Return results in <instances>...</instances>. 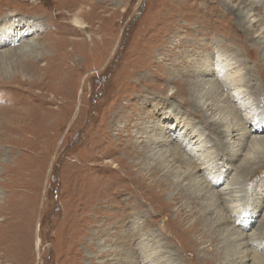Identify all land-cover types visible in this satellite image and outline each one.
<instances>
[{
    "label": "rangeland",
    "instance_id": "1",
    "mask_svg": "<svg viewBox=\"0 0 264 264\" xmlns=\"http://www.w3.org/2000/svg\"><path fill=\"white\" fill-rule=\"evenodd\" d=\"M256 1L0 0V264H145L144 248L156 245L174 264H264V249L239 260L230 235L264 231V145L254 171L240 174L250 138L229 157L219 149L228 135L215 141L187 108L219 94L229 121L251 98L261 120L244 127L264 135V96L227 98L213 86L246 72L250 89L264 88V0ZM245 5L259 19L252 28L239 14ZM220 58L233 69L221 71ZM189 124L221 160L185 179L179 131ZM238 173L255 207L216 224L224 212L219 204L211 214L210 195Z\"/></svg>",
    "mask_w": 264,
    "mask_h": 264
},
{
    "label": "bare ground",
    "instance_id": "2",
    "mask_svg": "<svg viewBox=\"0 0 264 264\" xmlns=\"http://www.w3.org/2000/svg\"><path fill=\"white\" fill-rule=\"evenodd\" d=\"M257 1L259 3L260 0H257ZM251 7H252V5L250 7L246 6V5L242 6V7L240 6V10H239V14L243 18L242 19L243 22L247 23L248 24L247 26H250V28H252V26L254 27L253 22H257L259 20V19L257 20L255 18H253V15L255 13H253V10ZM75 20H77V19L75 18ZM75 23H76V25H75L76 27H79L81 25L78 20L75 21ZM258 36L260 38L264 37V30H260ZM27 45L28 44L22 45L19 48V51L23 52L24 50L28 49V48H26V47H28ZM193 46H195V48H197L198 45L193 44ZM262 58L264 59V53L262 54ZM247 59H248V57H247ZM221 62H222V59L220 58L218 64H220V67H221L220 70L221 71H225L227 69L226 65L229 67V69L232 68V67H230L232 65L229 64L228 62H226V61H224V63H221ZM225 62H226V64H225ZM21 67L23 68V70L26 68L24 66V64H21ZM221 71H219V72H221ZM261 71L262 70L259 69L258 73ZM212 73L213 72H211L210 74H212ZM248 78H249V74H247L245 72L241 77H239L237 79L233 78L234 80L229 79V80H227V82H226V79H220V78L218 80L215 79V84L213 86L215 88V92H217V91L219 92L220 90L227 92L228 93L227 98L230 96V94H232V92H234V93L238 92L240 94L239 96H242V98H244L245 95L251 97L250 93L255 92L257 98L262 99L264 96V88H261V89L256 88V89H253L254 90L253 91L252 89L249 88V84L247 83ZM209 80L210 79H206L204 81V83H208ZM235 80L238 81V83L235 82ZM262 82H263V80H262ZM193 85L195 86V88H197V91H198L199 82L195 81ZM200 85H201V83H200ZM241 85H245L244 86L245 88L243 89L244 94L242 93V90L240 88ZM263 85H264V83H263ZM246 87H247V89H246ZM209 88L211 89L212 87H208L207 89H209ZM187 92H188V89H187ZM205 93H206V91H205ZM220 95H221V93H220ZM191 99H194V98L191 97ZM237 99H239L240 101L243 100L241 103V106H239V111H241V113L240 112L236 113L237 118H235L233 120H229V121L225 120V118H223V116L221 115V106L217 103V101H220L219 100V94H217L215 96H213L212 94H209V95L205 94V98L202 101V103L198 102L195 104L194 101L192 100L193 102H191V101L190 102L193 104L190 105L189 107H187V106L186 107L190 108V110H194L195 114H199V116L201 117L200 120L203 122L205 127H207V128L209 127V129L213 128L212 131L215 132L214 136L216 137L215 141L220 140V137H224V136L228 135V139H225L226 141L224 143L219 144V149H220V147H222L224 149V150L222 149L221 153L224 152L225 150L229 149V151H230L229 157L235 158V157H237V155H240L241 148L244 147V140L250 138L249 139L250 149L248 152L249 156H247L246 158L243 159V163H241L240 167L238 168V170H239L238 172L240 174H242L243 172L244 173L249 172L250 169L252 170L254 168V167H252L253 166L252 164H254L256 160H254L253 159L254 157H252V156L254 155L255 150L258 149V146L264 145V135H261L263 128L261 129V127H258L259 125L254 126L250 129H246V127H244V124L246 123V121L258 120V118H259L258 116L260 113V112H258V105H255L252 102L251 98L247 99V100H246V98L242 99V100H241V98H237ZM262 105L264 106V104H262ZM248 110H251V111H248ZM203 111H204V114L207 113V115L205 114L207 116V119H204L205 116L203 115ZM201 114H202V116H201ZM167 117L171 118L172 114H169V116H167ZM260 120H258L256 123L260 124ZM198 128L195 126V124H192V125L189 124L187 126H183L181 128V131H179V132L185 133V135H186V138H184L185 139V145H186L185 151L187 153L186 155L188 156L187 160H189L188 163H189L190 169L185 174V179H188V178L192 179L191 176H194L193 173L198 169L197 165L200 166L199 168L202 167V168H205L207 170L208 169L212 170V168L214 169L219 164V162H220L219 160H221V157H220L221 155H219V156L218 155H212V153H211V146L212 145H209L207 140H205L204 137H202L203 134L201 133V131L198 130ZM153 142L154 141L152 140V144H153ZM217 161H219V162H217ZM192 162H197L196 166L192 165ZM261 165H263V163ZM252 171H254V169ZM239 173H238V176L233 177L235 180L230 181L228 183V185L226 184L223 188H221L222 191L221 190H220V192H214L213 191L212 195H210L209 203H208L207 207H208V209L211 210V214L217 212L216 206L219 204H221L220 207L222 208V210L224 212L221 217H219L218 219L215 220L216 224L220 225L221 223H225V222H230L231 224H234L236 222L238 223L239 222L238 216H240L242 214H245L247 216V214H250V211H248V210L254 209V207H255V205H252V208H249V206H247V205H249L250 203H248V200L246 199L247 196L245 197L244 195L241 194L240 180H239L240 174ZM221 174L222 173H220L218 175V178L221 176ZM249 174L251 176L253 175L251 172ZM160 184L162 186L163 181H160ZM206 186H207V184H206ZM209 188H211V187L209 186ZM176 194L177 195H175L173 197V199H169V200L176 202V200L180 196V193L178 192ZM259 198H261V197H259ZM259 198H257L254 201V204L257 205V208H261V202L262 201ZM213 205H216V206H213ZM168 207H169V205H168ZM193 225L194 226L198 225V219L194 220ZM230 228H231L230 235L234 236L233 237L234 241L232 240L233 242L231 243V246L234 247L233 253L236 255L237 258H240L239 260H241V259L246 260V259L250 258V255H251V257H252V255L256 256V254L258 253L259 250L264 249V231L258 237H254V236L248 235V234L244 235L241 233V231L240 232L236 231V233H234L235 230L233 231V229H232L234 227H230ZM245 237H248V238H245ZM148 246L149 245H147L145 247H148ZM156 247H157V251H154L153 249H151L149 247L144 248L143 260H142L143 263H145V264H174V260H171L174 258L169 257V259H168L167 257H164L163 251L162 250L158 251L161 247L158 245H156ZM218 252H219V248L217 250H215V254L213 253L214 255L210 254L211 256L208 258L207 262H210V261L214 262V259H215L214 257L216 256V254ZM140 261L141 260H138V259L136 260L137 263H140Z\"/></svg>",
    "mask_w": 264,
    "mask_h": 264
}]
</instances>
